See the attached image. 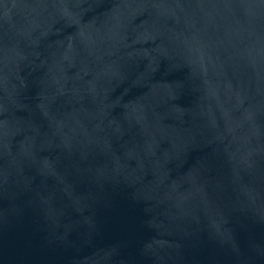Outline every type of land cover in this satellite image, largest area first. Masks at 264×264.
<instances>
[{
	"label": "water",
	"instance_id": "1",
	"mask_svg": "<svg viewBox=\"0 0 264 264\" xmlns=\"http://www.w3.org/2000/svg\"><path fill=\"white\" fill-rule=\"evenodd\" d=\"M0 264H264V0H0Z\"/></svg>",
	"mask_w": 264,
	"mask_h": 264
}]
</instances>
